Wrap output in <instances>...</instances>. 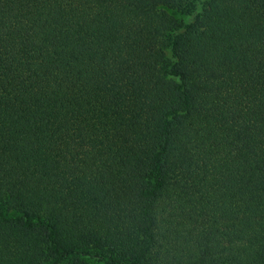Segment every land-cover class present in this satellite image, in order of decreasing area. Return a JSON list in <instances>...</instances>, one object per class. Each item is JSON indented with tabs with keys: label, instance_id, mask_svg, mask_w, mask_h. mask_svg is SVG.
<instances>
[{
	"label": "trees",
	"instance_id": "16d2710c",
	"mask_svg": "<svg viewBox=\"0 0 264 264\" xmlns=\"http://www.w3.org/2000/svg\"><path fill=\"white\" fill-rule=\"evenodd\" d=\"M0 264H264V0H0Z\"/></svg>",
	"mask_w": 264,
	"mask_h": 264
}]
</instances>
